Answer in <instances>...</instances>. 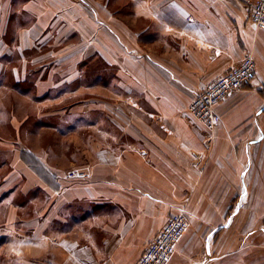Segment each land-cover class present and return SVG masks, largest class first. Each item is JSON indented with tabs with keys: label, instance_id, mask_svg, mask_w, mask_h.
Wrapping results in <instances>:
<instances>
[{
	"label": "crops",
	"instance_id": "crops-1",
	"mask_svg": "<svg viewBox=\"0 0 264 264\" xmlns=\"http://www.w3.org/2000/svg\"><path fill=\"white\" fill-rule=\"evenodd\" d=\"M125 1L132 10L127 24L118 17L117 0H0V58L14 51L21 59L16 81L35 74L31 90L42 97L61 85L57 74H66L64 84L82 80L81 66L98 55L112 69L121 65L117 88L123 92L110 104L125 103L127 110L121 123L120 115H98L88 127L93 135L84 129L61 147H49L43 162L50 179L23 161V145H5L2 149L20 161L10 164V174L0 181V197L5 196L0 208H8V201L6 214L16 217L24 209L12 206V194H5L15 188L26 197L41 189L46 210L39 213L38 199L30 198L29 208L36 210L30 229H62L60 237L85 229L69 244L47 237L46 264H135L183 205L190 227L169 264H264V228L245 223L247 217H264V29L248 20L251 0ZM12 19L20 28L6 42ZM32 48L40 54L26 62L24 51ZM248 55L255 61V77L217 106L221 123L215 131L204 136L188 128L184 107ZM76 69L81 73L72 77ZM23 94L17 97L29 100ZM8 98L12 102L4 92L0 105ZM54 114L39 119L52 121ZM71 120L81 131L80 124L93 119L84 112ZM21 130L14 127L15 137L23 136ZM72 152L83 161H68L69 169ZM76 170L87 171L85 181L75 179ZM233 199L238 210L229 221L225 214ZM72 204L89 215L80 220L81 210L70 212Z\"/></svg>",
	"mask_w": 264,
	"mask_h": 264
},
{
	"label": "rangeland",
	"instance_id": "rangeland-1",
	"mask_svg": "<svg viewBox=\"0 0 264 264\" xmlns=\"http://www.w3.org/2000/svg\"><path fill=\"white\" fill-rule=\"evenodd\" d=\"M117 3L118 17L123 20L122 22L124 24H127L130 20H132V10L130 9V6L126 4L125 0H117ZM17 21L18 20L12 19V21L10 22L12 26L9 27L7 36L8 40L6 42H12L14 31H17L20 28L19 25H17ZM28 26L29 25H26L25 27ZM63 48L64 46H62V48H59L58 50L62 52ZM38 54H40V52L36 50V48H32L31 50L24 51V58L26 59V62H34V59ZM60 55L62 56V53H60ZM0 64L3 65V72L0 73V96L5 92V94H7V96L12 99V102H10V99L8 98L4 101L5 105H0V181L3 180L6 175L10 174V164L12 165L13 162L20 161L17 154L11 153L13 152L12 150H3L4 148H6L5 145L10 146L13 144L14 147L12 149L16 147L19 148L21 145H23L24 147L21 148H23L24 151L22 150L20 155L23 161L27 164V166L33 168L36 172H38L43 180L50 179L49 177L51 176L49 175V169L43 162V158H45V152L48 151L49 147H61L63 141L65 142L67 140L66 137L69 138L70 136L78 135V132H82L84 129L91 131L90 134L93 135V130L88 127L90 124H94L95 120L99 119L98 115H102L101 118H105L106 115L111 119H115L114 117L120 115L121 123L123 114L127 113L126 107L123 106L125 105V103L118 106L111 105V99L114 98V96H118L119 92L120 94L121 92H123L117 88L118 84L122 83L123 81L122 75L120 73L121 65L118 67V69L116 67L112 69L109 67L107 61L104 58H101V56L97 55L84 62L83 66H81V71L83 70L82 73L76 69L77 72L71 74V76L74 77L77 76V73L80 72L82 75V80L76 78L73 81L71 80L70 83L64 84L62 77L66 76V74H57L56 85H61L58 87V89H56V91L45 94L42 97L38 96L37 91L31 90L33 88L31 86L32 83L35 79H37L35 77V74L27 72V78L23 83H19L18 81H16L15 74L17 71H20L22 69L21 67L23 63L21 59L16 56V53L14 51L13 54L9 53L0 58ZM33 64L34 63H32V65ZM44 64L45 61L38 63V65ZM84 83H86V85ZM111 85H114L113 89H111ZM82 86H84L83 89H79V87ZM85 86L87 87L86 89ZM20 92L26 93L23 94L24 97L28 94L29 100H20L21 98L19 99L17 97L20 95ZM46 98H49L53 101L47 104L36 103L46 101ZM123 100L124 99L121 100V103ZM16 101L19 103H16ZM187 106L183 109V117L187 120L189 119L188 128H193V131H198V133H200L201 135H208L207 131H205L201 126L197 125L189 117L186 110ZM84 112L89 113L93 120L91 123L86 124L87 126H83L85 123H81V131H77L79 125L77 127H74L75 122L71 119L72 117L83 114ZM52 113H55L57 115V117L52 121H49L48 119H39L42 114L48 115ZM63 115L64 118H60ZM106 120L108 121V119ZM104 121L105 120H103V122ZM62 122H64L63 125H58V123ZM20 126L22 127L21 131L23 136L21 138H18L15 137L14 127ZM117 129L122 130L119 126L117 127ZM200 129L204 130L205 132ZM88 131H84L85 135L89 134ZM212 133H209V135H211ZM80 136L82 138L84 137L83 134H80ZM18 140H21V143H19ZM85 140L88 142V140L90 139L86 137ZM14 141H17L18 143L16 144L14 143ZM25 147L27 149H25ZM32 150H34V152H36L37 154ZM60 154H56L53 156H58ZM69 156L70 160H67L66 163L69 169L73 167V164H70V162L78 164L82 163L83 161L82 159H80L79 154L77 153L72 152ZM86 162H89V159H86ZM75 175L77 176V178H75L76 180L85 181L88 173L85 170H76ZM70 179L73 181L74 177H68V180ZM224 188L226 190V187ZM16 190L15 188H13L5 195L7 196L12 194V197L9 198L12 199L10 202L12 203V206H21L24 210H18V216L10 219L8 218L9 216H7L8 213L6 214V210L11 207V204H8L9 202L7 201L5 205H8L9 207L6 209H2V207L0 208V264H46L45 244L47 241V237L49 239L55 238L61 243L65 242L69 244L71 242H78L80 231H84L85 229H70L69 233H64L61 237V233L57 231H61L62 229H40L41 231L39 229H30V222L36 215V210H34L35 206L33 205V207L29 208V206H31L29 205L30 198H32L33 196V199H38L40 209L39 213H44L46 210L45 208L47 204V197L41 189L30 193L26 197L21 196L20 190ZM188 191L189 189L185 190V192ZM185 192L184 197L186 196ZM4 198L5 196H3L2 198L0 197V201ZM234 200L235 199H233V201L228 204V209L225 214V218L229 221L233 220V217L236 215V212L238 210L236 208L237 201ZM221 202H217V205L222 204ZM26 205H28V207H26ZM91 206L94 207L93 204H91ZM69 208L71 209L70 212H74L76 210V212L80 213L81 210V214H79L81 217L80 220L85 219L89 215V211L85 213L87 209H83L82 207L77 208V204L69 205ZM178 213H183L188 217L189 229L190 217L186 210V206L183 205V208ZM74 221L76 223H79L77 218H75ZM245 221L248 226L252 225L255 229L264 228V217H247ZM238 223L239 218L234 219L233 224L238 226ZM70 224H73V222L70 221L68 225L70 226ZM144 251L142 252V254L144 253ZM142 254L140 255V257L142 256ZM140 257L138 258L136 263L139 261Z\"/></svg>",
	"mask_w": 264,
	"mask_h": 264
},
{
	"label": "built area",
	"instance_id": "built-area-1",
	"mask_svg": "<svg viewBox=\"0 0 264 264\" xmlns=\"http://www.w3.org/2000/svg\"><path fill=\"white\" fill-rule=\"evenodd\" d=\"M247 7L249 22L264 29V0H251ZM254 77L255 61L248 55L195 95L187 106L188 115L205 131L212 133L221 123L217 106L229 96L246 89ZM188 225V217L183 213L171 215L136 264H168Z\"/></svg>",
	"mask_w": 264,
	"mask_h": 264
},
{
	"label": "trees",
	"instance_id": "trees-1",
	"mask_svg": "<svg viewBox=\"0 0 264 264\" xmlns=\"http://www.w3.org/2000/svg\"><path fill=\"white\" fill-rule=\"evenodd\" d=\"M252 81H253V79H252ZM252 81H251V83H252ZM251 83H250V85H251ZM250 85H249V86H250ZM249 86H248V87H249ZM248 87H247V88H248Z\"/></svg>",
	"mask_w": 264,
	"mask_h": 264
}]
</instances>
